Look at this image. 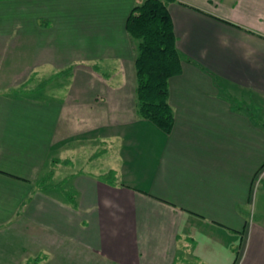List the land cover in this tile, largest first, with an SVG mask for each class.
I'll return each mask as SVG.
<instances>
[{"label":"crops","instance_id":"obj_1","mask_svg":"<svg viewBox=\"0 0 264 264\" xmlns=\"http://www.w3.org/2000/svg\"><path fill=\"white\" fill-rule=\"evenodd\" d=\"M141 1L0 0L2 264H264V218L246 220L264 164V0L167 2L181 53L168 133L136 112L125 21ZM53 50L87 51L62 104L19 93L47 89ZM84 138L120 147L115 162L71 172V202L39 182L57 175L55 155L83 163L67 151Z\"/></svg>","mask_w":264,"mask_h":264},{"label":"trees","instance_id":"obj_2","mask_svg":"<svg viewBox=\"0 0 264 264\" xmlns=\"http://www.w3.org/2000/svg\"><path fill=\"white\" fill-rule=\"evenodd\" d=\"M170 0H143L129 11L125 29L135 43L133 61L136 112L161 131L173 125L168 103V79L181 72V53L176 47ZM69 201L74 202V200Z\"/></svg>","mask_w":264,"mask_h":264},{"label":"rangeland","instance_id":"obj_3","mask_svg":"<svg viewBox=\"0 0 264 264\" xmlns=\"http://www.w3.org/2000/svg\"><path fill=\"white\" fill-rule=\"evenodd\" d=\"M142 2V1H141ZM87 51L85 50H80V51H70V52H64V51H60V50H53L52 52H50V56L48 57V61L49 63L45 66V71L50 73L49 74V78L48 79V83H47V89L43 90L42 88H40L42 86V83H40V85H38L39 83H35V86L38 85L35 89H20L18 90L19 93H23V95L28 96L30 98L36 99L38 101H47V100H53L57 103H61V100H64L68 95L69 92L71 90V86L72 84H69L68 86V92L66 91V89L63 88V83L65 82V80L68 78V82H70V73L72 71V69L76 70L77 68H82L80 66H82L87 60H85V55H86ZM61 63H65V67H63L62 69H60V67L58 65H60ZM77 65V66H76ZM48 75V74H47ZM30 85V84H29ZM122 101V99H119L120 102ZM130 100H126V105H129L132 109H133V102H129ZM135 101V99H134ZM62 104V103H61ZM257 109V108H256ZM111 108L109 109V114L105 115L106 118L108 117L109 119L112 118V112H111ZM104 110H102L100 112V114L95 115L94 117L91 115V113L89 112V115H84L83 119H80L79 122L84 126V127H90L93 123H99L100 121H103L101 115L105 114L103 113ZM75 117V116H74ZM115 117H119L117 116V114H115ZM105 118V117H104ZM260 119L264 121V114L262 113L260 115ZM74 120H76L74 118ZM72 121V119H71ZM74 122V121H73ZM102 129H100L99 132H101ZM94 133V131H92ZM96 133V132H95ZM79 143H81L80 145H78L76 143V141H71L68 146H70V148L67 151V154L70 156V154L72 155L73 153H75L76 151H78V155H81V162L84 160L83 163H72L71 166L67 167V165L69 164H61L60 162V157L59 156H54L53 161H52V166L55 170V172L57 173V175L54 174V176H52L51 179H43L41 178V182H39V184L42 186V188H49V190L60 194V197L63 199H67L69 200H75L76 199V195L74 194L75 191L71 188L70 184L71 183V178H70V174L73 170H77L79 168H83V172H90V169L98 167L97 169H100L99 165L102 164H110L112 162H115V160H113L114 155H116L115 153L117 152L118 148L120 147L119 145V140H117L114 145H108L107 143L104 142H99V141H94L92 139L89 138H84L79 140ZM73 149V150H71ZM114 149V150H113ZM58 155V154H57ZM76 156V155H75ZM73 158V156L69 157V160ZM112 158V159H111ZM136 160H139L140 158L137 157L135 158ZM75 160V159H74ZM111 161V162H110ZM117 161V160H116ZM87 163V164H86ZM60 165H65L66 167H64L67 172V176L60 178L59 175V169L61 168ZM52 168V169H53ZM100 178L102 179H107L110 180L112 179V176L108 173H105L104 175L102 174L100 176ZM51 183L50 185L48 183ZM253 190L250 194V203L248 204V206L246 207L247 211H246V220H254V219H261L264 218V175L261 179L258 180V182L256 183V185H253ZM8 234V231H5L3 235ZM12 240V239H11ZM20 238H17V241H19ZM21 240H23V237H21ZM15 241V240H14ZM17 241H15L17 243ZM24 241V240H23ZM3 243H7V244H11V246L14 244L10 243V242H3ZM238 243V242H237ZM238 244L235 245L234 247V251L237 250ZM237 252H235V256H236ZM234 256V257H235ZM71 262V260H69ZM234 261V260H232ZM4 264H12L11 262H9L8 259L3 260ZM69 262V263H70ZM67 264H69L68 262H66ZM233 263V262H232ZM231 263V264H232ZM0 264L1 260H0Z\"/></svg>","mask_w":264,"mask_h":264},{"label":"built area","instance_id":"obj_4","mask_svg":"<svg viewBox=\"0 0 264 264\" xmlns=\"http://www.w3.org/2000/svg\"><path fill=\"white\" fill-rule=\"evenodd\" d=\"M264 175V164H262L257 170L255 177L253 178V185H256L259 179H261Z\"/></svg>","mask_w":264,"mask_h":264}]
</instances>
